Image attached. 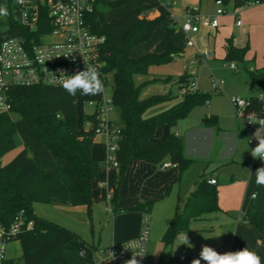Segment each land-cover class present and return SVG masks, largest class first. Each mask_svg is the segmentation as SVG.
Here are the masks:
<instances>
[{
	"label": "trees",
	"instance_id": "obj_1",
	"mask_svg": "<svg viewBox=\"0 0 264 264\" xmlns=\"http://www.w3.org/2000/svg\"><path fill=\"white\" fill-rule=\"evenodd\" d=\"M140 0H104L88 15L90 29L105 35L106 42L101 56L109 78L112 74V101L120 110L121 132L117 141L115 157L117 165L113 172V191L109 202L113 215L121 212L141 211L150 213L154 200L136 201L131 207L118 208L120 186L132 160L163 164L169 160L183 171L193 162L184 153V138L170 130L160 140L153 136L163 125L173 128L178 120L188 116L191 110L206 104L212 93L202 88L182 96L175 105L145 117L146 111L173 98L167 93H153L142 97L144 89L154 83H169L173 77H153L136 81V75H148L150 66L169 62L179 56L182 49L174 38V23L165 2L151 0L159 15L149 18L139 6L130 8L119 17L108 19L107 9L131 5ZM228 2L229 0H223ZM248 3H262L264 0H244ZM9 22L6 29H0V45L8 38H17L30 44L33 33L19 20L16 0H4ZM195 13L194 10H190ZM166 20V42L162 51H148L133 57L132 50L148 41L158 25ZM41 30V28L39 29ZM249 44L238 47L232 39L226 45V61L243 62ZM247 71L254 82L264 90V67ZM192 75L184 72L178 83L186 85ZM78 92L70 96L62 86L30 85L14 86L10 89L12 109L0 114V223L11 225L22 213L33 221L31 228H25L15 240H19L22 253L10 257L3 264H98L93 245L88 244L77 232L54 221L37 215L33 210L35 202L60 205H85L90 213L93 199V182L102 170V162L92 157L97 114H84L78 119ZM219 93V92H217ZM249 111H256L264 118V100L260 96L249 98ZM18 114L17 118L12 116ZM207 125H217L216 115L203 118ZM90 122L89 128L86 123ZM23 142L20 150L6 164L1 158L17 146L16 135ZM264 162L255 163L245 194L242 210L248 222L258 228L264 236V187L255 184L257 168ZM217 181V180H216ZM167 186L158 198L170 191ZM253 193H259L255 200ZM194 199L187 202L183 212L176 209L172 222L163 235L166 242L172 241L181 232H190V220L218 210V189L206 177L197 179L192 190ZM181 200V194H179ZM223 254L222 250L218 251ZM190 256L171 257V264H190ZM201 264H204L201 263Z\"/></svg>",
	"mask_w": 264,
	"mask_h": 264
},
{
	"label": "rangeland",
	"instance_id": "obj_2",
	"mask_svg": "<svg viewBox=\"0 0 264 264\" xmlns=\"http://www.w3.org/2000/svg\"><path fill=\"white\" fill-rule=\"evenodd\" d=\"M207 1L208 0H202L203 8L206 7ZM167 2L170 3V9L182 6L181 0H168ZM151 3V0H140L131 5L107 9L106 16L108 19L119 17L135 6H139L142 10H145ZM234 3L235 0H229L225 2L224 7L227 8V11H231L234 7ZM0 8L6 11L5 15H0V29L3 30L8 27L9 22L4 0H0ZM181 19V15H176L173 18L174 38L182 49L180 55L178 57L175 56L169 62L150 66L149 74L146 76L136 75L135 77L137 82L149 78L150 76L164 77L170 75L173 77V80L169 83H154L144 90L146 93L145 95L142 94V97L153 93H167L169 90H171L174 95L173 98L149 108L144 116L149 117L161 112L181 100L182 95L180 94L179 86L175 79L179 78V76L186 71L192 72L191 75L195 76L198 85L202 87L205 92L209 91L212 93L206 104L196 106L191 110L194 113L193 117L197 116L196 111L209 112L211 110V112H216L219 115V121L224 126L229 127V129H235L237 133L243 135V143L234 157V162L224 160L213 163L215 164L213 166H221L219 173L222 184L227 182L225 178L228 179L229 177V175L226 174L227 170L235 171L237 169L239 170L243 165H250L253 160L251 149L257 146L254 147L250 143L248 136H245L242 128V121L231 104L230 98L241 97L247 100L251 94L260 95L262 93V95H264V90L254 82L247 72V66L249 64L236 62L238 69H233L230 67V61H226L221 57L211 56L212 53L208 50L205 52L209 53L210 56L206 60L200 61L197 57V51L193 49L195 46L189 45L187 38L183 36V34H179L181 23L183 22ZM165 26L166 20L158 25L153 36L148 40L149 42L147 41L149 44H155V50L165 48V46L163 47V38L165 39L166 36ZM193 35L194 33H191L189 35L190 38L193 39ZM149 44L144 45L142 43L136 46L131 52L132 55L138 57L145 54L149 50L148 47H151ZM112 80L113 76L111 74L110 82L104 86L105 91L101 94L85 96L81 95L80 91L78 92V119H81L84 114H92L95 111V106L89 105L88 99L86 98L100 95H103L105 99L112 98L114 89ZM214 80L221 82L222 90L219 93H217V90L213 87ZM251 112L254 113L253 116H250L251 120L254 122L258 121V116L260 114L258 115L256 111ZM12 116L17 118L19 115L13 113ZM108 117L113 124L121 125L120 110L116 105H113L112 110L108 113ZM239 124L240 126H238ZM255 125L259 127V124ZM15 138L17 146L1 158L2 164H6L12 160L13 157L23 149L24 145L20 136L17 134ZM95 138L101 142L107 141L105 134H97ZM108 154L113 155L114 152L108 149ZM242 158H245L246 162H242ZM257 160L260 159L257 158ZM102 164V168L105 170L103 169L101 178L98 180L99 194L103 191V187L100 184H105L106 178H108V167H111L110 169L114 171V166L108 165L107 162H102ZM190 167L191 165L187 169ZM186 186V181L183 182L182 187L179 182H175L171 185L170 191L165 196L157 198L153 202L152 211L148 213L151 219L148 263L170 262L171 257L181 255L190 256L192 259L197 258L201 251V247L203 245H208L213 247L217 252L220 250L224 252L237 251L247 247L255 251L261 257L262 264H264V236L256 226L248 222L244 215H241L239 212L240 210L230 212L216 210L202 217L191 219L190 232L187 233L190 242L194 245L191 249L183 244L177 247V236H175L172 241L166 242L163 239V235L170 226L176 209H178L179 212H183L189 200L191 193ZM179 192L181 194V200H179ZM33 210L39 216L74 230L88 244L93 245L96 248L95 256L98 264H107L106 261L100 262L104 256L103 253H101V249L113 244L116 233L120 228H130L131 221L129 219L133 217L128 216L127 218H123L121 222L119 220L116 222L109 199L94 200L90 213L85 205L71 206L48 202H35L33 204ZM116 223L119 224L117 229ZM133 224L134 219L132 220V225ZM121 225L123 227H121ZM221 233L223 234L219 237H215ZM204 236L212 238L205 239ZM21 252L22 247L20 241L17 240L9 244L7 250V255L9 257L19 256ZM201 263H203V261Z\"/></svg>",
	"mask_w": 264,
	"mask_h": 264
},
{
	"label": "built area",
	"instance_id": "obj_3",
	"mask_svg": "<svg viewBox=\"0 0 264 264\" xmlns=\"http://www.w3.org/2000/svg\"><path fill=\"white\" fill-rule=\"evenodd\" d=\"M102 1L104 0H16L20 23L33 35L29 39V45L17 38L5 39L0 45V114L10 112L12 109L10 98L12 87L38 84L61 86L58 82L53 83L54 74L57 79L60 77V70H63L66 75H74L84 70V63L97 68L104 86L110 82L108 72L105 70V61L101 56L106 36L94 33L87 20L88 15ZM158 1L165 2L164 0ZM216 4L218 8L214 15L199 17L191 11L185 15L181 29L189 45L194 44L189 36L191 33L199 32L202 26L217 27L219 25L218 16L225 11L224 2L216 0ZM165 5L169 7L170 3L166 1ZM237 23L241 24V21L238 20ZM209 56L207 52L197 55L200 61L206 60ZM230 67L237 70L236 61L230 62ZM213 87L217 92L222 90L221 82L218 80L213 81ZM179 90L183 96L186 93L200 90V86L195 76H191L189 82L181 86ZM86 99L89 105L95 106L93 113H96L98 118V124L95 127L96 134H105L108 149L114 152L113 155H107V163L116 166L115 151L121 127L113 124L108 117L114 105L112 98L105 99L103 95H100ZM230 102L242 121L250 143L255 147L258 141L252 138V134L258 126L248 120L254 115L248 110L251 101L241 97H232ZM258 118L259 120L264 119L260 116ZM89 126L90 122H87L86 128ZM171 165L175 164L170 161L163 163L164 167ZM209 182L217 183L216 179H210ZM150 221L149 214L143 213L138 235L101 249L104 256L100 262L126 264L133 253L142 251L145 256H138L137 260L140 264H148ZM33 224V221L27 220L22 213L9 226L0 223V264L8 258L9 243L14 241L23 229L31 228ZM222 252L225 253L223 250ZM155 264L171 263L166 261Z\"/></svg>",
	"mask_w": 264,
	"mask_h": 264
},
{
	"label": "crops",
	"instance_id": "obj_4",
	"mask_svg": "<svg viewBox=\"0 0 264 264\" xmlns=\"http://www.w3.org/2000/svg\"><path fill=\"white\" fill-rule=\"evenodd\" d=\"M181 3V7H175L173 9H170L169 7V18L181 15L182 21L191 9L194 10L199 17L214 15L218 8L216 0H208L205 8H203L202 0H181ZM224 10V13L218 16L219 25L217 27L202 26L199 32L194 33L192 40L195 48L193 49L196 50L198 54L204 53L208 50L212 53L211 56L224 59L226 56L227 41L228 39H232L234 45L238 47H243L249 44V50L246 54L245 60L242 62L243 64H249L248 67L250 69L264 67V2L248 3L244 0H235L234 7L231 11H227V8L225 7ZM143 11L149 18H154L159 15L158 10L154 8L153 1ZM238 20L241 21V24L237 23ZM180 33L185 36L181 28L179 30V34ZM148 42L146 41L143 44H149ZM165 42L166 36L165 39L163 38V47L165 46ZM149 45L151 47H148V51H162L163 49L159 48V50H155V44L151 43ZM186 73L192 74L190 71H186ZM153 77L158 76H150L148 79H152ZM178 79L179 78H176L175 81L180 89ZM145 93L146 92L143 91L142 94L145 95ZM260 95H262V93ZM260 95L251 94L250 97ZM209 112L196 111L197 116L193 117L194 113L191 111L188 116L178 120L173 128H170L168 125H163L157 129L153 136L154 141L160 140L170 130L175 131L177 135L183 136L184 153L188 158L193 160L191 167L182 171L176 164L164 167L163 164L132 160L120 186L118 208L123 209L131 207L136 201L147 202L157 199L167 186L172 185L175 182H179L182 187L183 182L186 181V187L191 193L189 200L194 199L192 190L194 189L195 181L204 176L208 179V182L210 179L217 180L215 185L218 189V211L223 210L225 212H230L240 210L239 212L241 215H244L242 206L249 180L252 175L253 165L264 161L253 158L250 165H243L239 170L237 169L235 171L227 170L226 174L229 175L228 179L225 178V181L227 182L221 184L219 173L221 166H213L215 165L213 163L224 160L234 162V157L243 143V135L237 133V130L235 129H229V127L224 126L219 121V115L216 112H211V110ZM208 115H216L218 118V124H205L203 118ZM238 126H240V124ZM242 128L246 136L247 133L243 124ZM107 155L108 141L101 142L95 138L92 147V157L100 162H107ZM167 161L169 162V160ZM242 162H246V159L242 158ZM110 168L111 167H108L107 169L108 178H106V183L100 184L103 187L102 193H98V180L101 178V173L104 168H102L99 177L94 180L92 190L94 200L109 199V196L113 191L112 175L114 172ZM113 216L115 217L116 222L118 220L121 222L123 218H127L128 216H133L129 219L131 221V227L126 228L121 225L123 228H120L116 233L113 243H120L138 235L143 216L141 211L121 212ZM133 219L134 224L132 225ZM118 225L119 224L116 223V229ZM8 258L10 257L8 256Z\"/></svg>",
	"mask_w": 264,
	"mask_h": 264
},
{
	"label": "clouds",
	"instance_id": "obj_5",
	"mask_svg": "<svg viewBox=\"0 0 264 264\" xmlns=\"http://www.w3.org/2000/svg\"><path fill=\"white\" fill-rule=\"evenodd\" d=\"M6 11L0 8V15H5ZM54 74V73H53ZM58 82L64 91L70 96L75 97L79 90L81 95H97L105 91L104 84L100 79V73L97 68L91 64L84 63V70L78 71L74 75H66L63 70H60L59 79L54 74L53 83ZM261 100H264V95L260 96ZM250 123L259 124L260 127L252 134V138L258 141L255 148L251 149V156L264 161V119L258 121H252L248 119ZM255 184L258 187H264V167L256 169L255 172ZM259 193H253L252 199L255 200ZM218 234L215 237H219ZM234 234V233H233ZM210 239L212 237H205ZM178 244L185 245L191 249L194 245L190 242L187 232H181L176 237ZM143 257L145 254L141 251L139 253H133L132 257L126 261V264H140L137 257ZM112 257L114 258L113 254ZM262 264L261 257L253 250L244 247L237 251H228L223 254L217 252L213 247L203 245L197 258H193L190 264Z\"/></svg>",
	"mask_w": 264,
	"mask_h": 264
}]
</instances>
